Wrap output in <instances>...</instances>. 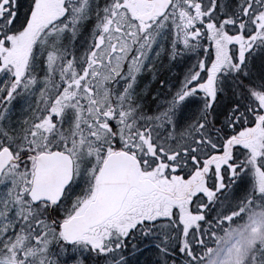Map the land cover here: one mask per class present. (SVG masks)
<instances>
[{"label": "snow or ice", "instance_id": "1", "mask_svg": "<svg viewBox=\"0 0 264 264\" xmlns=\"http://www.w3.org/2000/svg\"><path fill=\"white\" fill-rule=\"evenodd\" d=\"M0 264H264V0H0Z\"/></svg>", "mask_w": 264, "mask_h": 264}]
</instances>
